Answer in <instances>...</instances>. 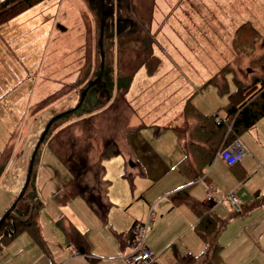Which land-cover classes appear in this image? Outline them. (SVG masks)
Returning a JSON list of instances; mask_svg holds the SVG:
<instances>
[{
	"label": "rangeland",
	"instance_id": "374dc122",
	"mask_svg": "<svg viewBox=\"0 0 264 264\" xmlns=\"http://www.w3.org/2000/svg\"><path fill=\"white\" fill-rule=\"evenodd\" d=\"M132 8L135 12L133 17L138 19L137 22L142 20V26L147 28L152 52L159 59V63L168 61L170 64L162 73L163 78L152 82V76L147 75L146 65H140L131 76L133 81H130L133 88L131 92L138 93L133 97V93H129L128 102L123 92L113 90L109 99L95 92L90 101L82 106L80 113L69 118L60 117L50 128L52 134H55L61 128L71 125L73 134L79 136L85 123L93 126L92 134L97 136L92 139V154L95 156L101 150V140L114 133L119 143V153L117 157L112 156L103 163L110 181L111 197H114L115 191L117 195L125 192V199L120 202L121 208L133 207L137 193H142V196L147 198L155 190L142 187L136 181L138 175L134 173H139L141 169V159L145 158L142 151L148 147L154 148L153 141H157L159 136L165 141L175 138L170 129L163 130V125H169L171 122H163V116L158 115V112L166 111L171 105L172 109L177 107L179 101L182 103V99L189 95L184 92L187 87L181 86L178 77L184 80L182 82L198 85L191 90L192 94L187 102L191 103L195 111L208 117L215 113L220 117L226 115L230 90L224 77L230 71H235V66L234 79L238 85L248 87L255 77H261L264 81V31L263 35H248L249 41L252 37L258 39L261 51H237L234 49L236 43L231 39H234L238 26L243 24L251 23L264 29V0H132ZM97 33L96 17L87 0H42L0 24V150L5 147V143L6 146L12 147L11 156L4 169L5 174L0 179V216L18 195L19 184L20 187L23 184L29 161L43 128L51 117L77 105L84 82L89 80L91 74L99 67L101 59L98 60L95 49L98 42ZM136 46L143 48L144 43H136ZM252 48L256 50L254 45ZM115 54L114 49L112 77L117 73L119 60L115 58ZM133 61L131 59L130 63ZM197 61L208 73L204 71L200 74ZM137 63L138 61L134 65ZM216 65L221 68L218 74ZM161 69L165 68L160 66L154 73ZM173 82L177 87L173 86ZM155 87H159V91ZM58 88L60 90L53 102L42 109L38 104L35 107L40 98ZM253 89L254 86L248 92ZM161 91H170L171 95L167 96ZM28 97L34 101L33 113L42 110L37 117H31V108L23 109ZM185 124L186 119L183 126ZM140 125L143 127L137 130L139 134L134 136L136 132H133L131 137L144 140H138L133 145L125 142V130L135 129ZM172 125L176 126V122H172ZM260 136L261 134H258L259 138ZM164 150L167 148H162V152ZM39 151L35 172L37 183L40 189H51L50 198L42 192L40 199L43 204L38 221L45 228L46 224L52 222L54 216L59 214L58 210H63L62 207L66 204L80 200L83 206L84 201L78 199V196L63 204L59 203L60 206L55 205L58 203L55 199L61 195L70 175L57 154L47 146L46 139L42 141ZM222 162L213 157L205 166L210 177L214 165L225 168L226 164ZM125 171L135 177L131 181L127 180L122 175ZM145 183L150 184L151 179H146ZM239 203L241 205L240 200ZM143 207H138L134 213L140 215ZM255 209L252 219L260 221L258 235L264 229V207ZM65 215L62 217L69 220V216L66 215L68 219ZM219 215L226 216L227 211ZM239 216L241 215L235 217L236 227H240L237 222L238 218H241ZM247 221H250V218H247ZM228 224L227 221L226 226ZM234 227L229 225L227 234ZM255 233L251 227L250 231H244L248 240H251ZM19 234L29 236L27 232ZM148 239L149 237L146 238V243ZM5 246L1 252L3 256L13 252L17 243L11 239ZM225 248L228 250L229 244L223 247V250ZM164 257L165 254H162L159 260ZM261 259L262 257L258 256L255 261ZM232 263L236 264V261Z\"/></svg>",
	"mask_w": 264,
	"mask_h": 264
},
{
	"label": "trees",
	"instance_id": "16d2710c",
	"mask_svg": "<svg viewBox=\"0 0 264 264\" xmlns=\"http://www.w3.org/2000/svg\"><path fill=\"white\" fill-rule=\"evenodd\" d=\"M40 1L42 0H0V24ZM87 2L96 17L98 40L101 17L103 16L101 44L104 64L102 75L87 88L81 102L78 101L73 108L54 115L55 118L36 149L30 177L23 194L17 200L15 207L0 223V249L11 238L21 232H27L35 243L45 248L38 222L43 203L37 197L35 189L36 165L40 155L39 147L45 139L47 140V146L54 154H57L70 175V179L65 184L61 195L55 199L58 201L56 203L58 205L59 203L63 204L79 196L98 218L104 222L107 221L108 211L112 203L108 198L110 181L106 177L103 162L105 159L119 153V143L115 139L114 133L101 140V150L95 156L92 154V139L97 138V136L94 133L92 134L93 126L85 123L79 136L73 134L71 125L61 128L55 134H52L50 128L58 118H69L80 113L82 106L90 101L91 95L95 92H98L97 95L109 99L112 91L115 90L116 92H123L126 98V92L130 87V81H132L131 76L137 67L145 64L148 73L151 74L156 69L159 59L152 52V42L147 37L149 36L147 28L142 26L144 22L142 20L137 22L138 19L133 17L132 0H87ZM145 31L147 35H145ZM255 32L256 29L250 25L238 26L233 39L237 45V51L250 46L248 35L254 36ZM252 39L254 38L252 37ZM136 43H144L143 48L137 47ZM95 49L98 60H100L101 54L98 42ZM114 49L116 50L115 58L119 60L117 73L112 77L114 73ZM127 53H129L128 56ZM131 59L134 60L132 63H130ZM136 61L138 63L134 65ZM99 67L96 68L94 74H91L90 79L84 82L83 89L96 77ZM262 70L264 71V64ZM262 80L261 77H255L248 87L238 85L236 82V89L228 93L229 104L226 115L218 119H216L218 114L208 117L198 111L193 112L190 106L186 105L185 110L188 115V117H185L186 124L176 128L175 131L184 153L178 165L189 180L195 182L198 178H205L203 171L215 153L229 142L237 139L243 131L253 127L256 121L264 115V81ZM253 86L255 89L248 92ZM59 90L60 88L40 99L35 107L38 104L40 108H43L48 103L53 102ZM139 128L140 126L135 127V129ZM131 130H125L124 139L126 141ZM11 152L12 147L6 145L0 150V176L6 168ZM123 175L129 181L133 178V175L127 173ZM182 200L186 201L198 216L193 229L202 240L204 247L196 255L189 252L176 255L173 264H219L221 244L218 242V235L228 221L229 214L221 216L214 212L210 205L197 206L195 201L186 198ZM240 208L238 210L230 208L231 217L237 215ZM55 223L63 234L66 246L72 247L76 252L86 253V240L69 220L60 215Z\"/></svg>",
	"mask_w": 264,
	"mask_h": 264
},
{
	"label": "crops",
	"instance_id": "0c3cea01",
	"mask_svg": "<svg viewBox=\"0 0 264 264\" xmlns=\"http://www.w3.org/2000/svg\"><path fill=\"white\" fill-rule=\"evenodd\" d=\"M245 22L248 23L247 21ZM248 25L256 29L255 34L258 33V35H263L262 31H264V29L259 28L257 25H252L251 23H248ZM231 39L233 40V38ZM257 40L256 38L250 40V46L248 48H242L241 51H249L251 49V51H261V45L259 46ZM231 43H233V41H231ZM252 45L255 46L256 50L252 48ZM236 46L234 45V49L236 48L237 50ZM262 49H264V47ZM196 65L200 74L204 73V71L208 73L207 69L200 65L198 61ZM160 66L165 69H161L157 73H154ZM169 66L170 64L168 61L158 63L153 73L150 74L148 71L146 72L148 76H152V82H155L156 79L163 78L162 73L164 70L168 69ZM172 66L171 63V67ZM212 68L215 69L216 67ZM220 69L221 68L217 66V74L220 73ZM235 75L236 66L235 71H230V73L226 74L224 77L230 92L236 89ZM206 77L207 75L202 78L199 76L201 81ZM178 79L182 87H187L184 92L189 95H186L182 99V103L179 101L180 103L177 107L172 109L171 105L166 111L162 110L158 112V115L163 116V122H171V124L163 126L165 129H170L175 138L165 141L159 136L157 141L149 140L153 141L154 148L148 147L142 151L145 158L141 159V165H139L141 169H139V173H134L138 175L136 181H138L142 187L155 189L153 194L144 198L142 193H137V199L134 200L135 204L133 207L127 208V206H125L121 208L120 202L125 199V192L122 191L120 195H117L115 191L114 197L112 198L110 186L108 191L109 200L112 201L113 204L108 211L106 222L98 218L91 211L86 202H83V199L78 198L81 199V201L83 200V206H81L80 200H73L62 207L63 210H60L58 207L59 214L55 215L52 222H48L45 228L39 223L40 232L45 242V248L35 243L34 240L30 236L27 237L26 234L16 235L11 238L17 243V247L13 252H9L10 254L8 253L5 256L1 254L4 247H6L5 245L11 239L2 246L3 249H0V264H126L124 256L128 253L131 245L130 228L135 221L144 220L149 211H151L153 220L147 235L149 237L147 244L156 254V259L152 264H173L176 260V255H183L187 252L194 255L199 254L203 250L204 244L193 229L198 216L194 209L182 199L186 198L195 201L197 206H207L208 204L204 198L206 191L205 182L212 185L214 194L218 199V201L210 205L211 209L218 215L227 211V214L230 216L228 218L229 224L227 226L225 224L218 235V242L221 244L219 264H234L232 262L235 261L236 264H264V236H262L264 229L257 235V231L261 226L260 221L252 219L254 215L253 212L256 210L255 208L264 207V202H262V200H264V115L256 121L253 127L243 131L239 135L238 138L243 142H241V144L244 149L243 156L239 161L233 165H227L226 163L225 165L221 158L215 157V153L214 157L222 160L225 168L220 165H214L212 177L209 176V172L205 168L203 171L205 173L204 181L198 178L197 181L192 182L178 165L184 153L181 144L178 142L175 129L183 126L185 117H188L185 110L187 104L193 112L195 111L191 103L187 101L192 94L191 90L198 85L193 82H182L184 80H181L179 77ZM173 86L177 87L175 82H173ZM130 88L125 95L127 101H129V93H133V95H131L132 97L138 93L131 92L133 89L132 82ZM155 88L156 90L160 89L159 87ZM161 92L165 93L167 96L171 95L170 91ZM144 100L147 101L148 99ZM33 102L34 101L28 97L23 109L31 108V117H37L42 110L39 109V112L37 110V112L33 113L32 109L36 105H34ZM19 120H21V118ZM172 122H176V126H173ZM141 127H143V125H140V128ZM139 129H132L130 132L132 134L136 132L134 133L135 136L139 134V132H137ZM131 133L127 136L126 142H130L133 145L136 144L138 140H144L131 137ZM258 134H261L260 138ZM261 139H263V141H261ZM162 148H167V150L162 152ZM124 173H126V171L123 172L122 175ZM4 174L5 170L1 174L0 179ZM135 175H133V177H135ZM148 178L151 179L150 184L145 183ZM154 179L160 180L154 181ZM36 183L37 175L35 176V184ZM35 189L39 199H42V192H44L45 196L48 198L51 197V189H40L38 183ZM18 190H20V184ZM228 191H234L241 202V208L237 214L241 215L239 216L241 218L237 220L240 227H236V215L231 217L229 211L232 207L227 200L224 199V195ZM179 200L181 201L178 202ZM55 205L59 206L58 204ZM73 205H76V207ZM138 207H143V211L140 215L134 213ZM150 207H152V209ZM148 209L149 211H147ZM153 212L155 215H153ZM65 214L69 216L70 219ZM60 215H65L81 232L87 243V247L85 248L86 253L82 254L76 252L72 247L65 245L63 234L55 223V220ZM40 218L41 215H39L38 220H40ZM247 218H250V221H247ZM229 225L235 227L227 234ZM250 227L251 230L256 233L252 236L251 240H248V235H245L244 231H250ZM255 236H257V238ZM228 244L229 249L227 250V248H225L223 250V247H226ZM162 254H165V257L159 260ZM258 256H261L262 259L255 261V258Z\"/></svg>",
	"mask_w": 264,
	"mask_h": 264
},
{
	"label": "built area",
	"instance_id": "2783aa9c",
	"mask_svg": "<svg viewBox=\"0 0 264 264\" xmlns=\"http://www.w3.org/2000/svg\"><path fill=\"white\" fill-rule=\"evenodd\" d=\"M220 116H216L218 119ZM244 149L239 138L233 140L229 144L225 145L216 152L215 157L221 158L227 165H233L241 159ZM204 181V177L200 178ZM205 201L208 205L218 201L214 194L213 187L210 183L205 182ZM224 199L227 200L229 205L238 210L240 203L235 195L234 191H228L224 195ZM151 211L148 212L147 217L142 221H135L131 230V245L129 252L124 256V260L127 264H152L156 259V254L148 247L146 238L150 230L152 222Z\"/></svg>",
	"mask_w": 264,
	"mask_h": 264
},
{
	"label": "water",
	"instance_id": "95a60500",
	"mask_svg": "<svg viewBox=\"0 0 264 264\" xmlns=\"http://www.w3.org/2000/svg\"><path fill=\"white\" fill-rule=\"evenodd\" d=\"M102 29H103V16L101 17V24H100V31H99V40H98V44L100 46V54H101V61H100V67H99V73L97 74V76L88 84V86H86L82 92H81V95H80V101L83 99L85 93H86V90L87 88L94 83V81H96L101 75H102V72H103V64H104V60H103V57H104V54H103V50H102V44H101V37H102ZM55 118V116L51 117L50 120L47 122V124L45 125V127L43 128L42 130V133H41V136H40V140L38 141L35 149H34V152L32 154V157L29 161V166H28V170H27V174H26V177L24 179V183L21 187V189L19 190L18 192V195L16 196V198L13 200V202L10 204V206L5 210V212L0 216V223L2 222V220L4 219V217H6V215L15 207L16 205V202L17 200L22 196L23 194V191L28 183V180H29V177H30V172H31V167H32V163H33V159H34V155H35V152H36V149L42 139V137L44 136L45 132L48 130L51 122L53 121V119Z\"/></svg>",
	"mask_w": 264,
	"mask_h": 264
},
{
	"label": "bare ground",
	"instance_id": "6f19581e",
	"mask_svg": "<svg viewBox=\"0 0 264 264\" xmlns=\"http://www.w3.org/2000/svg\"><path fill=\"white\" fill-rule=\"evenodd\" d=\"M79 102H81L80 100H79ZM233 209V208H232ZM235 210V209H234Z\"/></svg>",
	"mask_w": 264,
	"mask_h": 264
}]
</instances>
